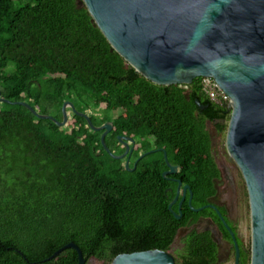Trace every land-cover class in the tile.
I'll return each mask as SVG.
<instances>
[{"label":"trees","instance_id":"obj_1","mask_svg":"<svg viewBox=\"0 0 264 264\" xmlns=\"http://www.w3.org/2000/svg\"><path fill=\"white\" fill-rule=\"evenodd\" d=\"M0 90L2 98L59 121L71 102L96 127L112 122L106 144L115 155L125 150L119 136L135 141L133 159L154 151L130 171L105 151L103 131H93L71 109L59 127L22 105L1 102L0 264H78L74 249L49 259L71 242L86 264L150 250L172 253L179 233L202 218L232 243L213 209L192 210L189 193L177 219L169 205L178 183L163 176L168 166L161 149L180 166L168 177L190 186L192 206L214 203L221 171L208 124L223 136L231 111L211 100L203 78L172 86L147 80L112 51L81 0H0ZM197 100L208 108L201 111ZM97 110L102 117L93 115ZM218 207L238 237L241 264H251V251ZM182 242L172 253L176 264H219L210 230L192 228Z\"/></svg>","mask_w":264,"mask_h":264},{"label":"water","instance_id":"obj_2","mask_svg":"<svg viewBox=\"0 0 264 264\" xmlns=\"http://www.w3.org/2000/svg\"><path fill=\"white\" fill-rule=\"evenodd\" d=\"M95 24L101 30L112 51L117 52L135 71L160 86L190 85L196 78H212L230 99L231 118L226 134L230 160L239 168L249 198L252 227L251 264H264V0H81ZM12 103L28 108L37 118L51 120L59 127L68 121V109L84 117L93 131L101 132L105 151L115 159L123 160L134 140L119 136L126 145L122 155H115L106 144L113 123L94 126L91 117L78 112L71 102L62 107L63 121L51 115L40 114L26 102H11L1 97L0 103ZM199 109L208 108L199 100ZM164 157L169 175L180 172V166ZM141 155L133 169L129 160L126 168L135 170L137 163L147 156ZM178 183L175 199L169 208L177 219L182 217V205L190 194L189 205L194 212L213 209L229 232L235 264H241L238 237L228 224L217 204L200 208L192 206L190 186ZM179 201V213L173 206ZM74 249L79 263L86 264L80 247L71 242L49 259L64 250ZM48 260V259H47ZM111 264H176L172 253L150 250L121 254Z\"/></svg>","mask_w":264,"mask_h":264},{"label":"rangeland","instance_id":"obj_3","mask_svg":"<svg viewBox=\"0 0 264 264\" xmlns=\"http://www.w3.org/2000/svg\"><path fill=\"white\" fill-rule=\"evenodd\" d=\"M220 99L223 98V94L220 92ZM228 101V100H227ZM93 115L102 117L103 114L100 111H93ZM209 132L212 139L213 156L215 161L222 172V179L217 182L218 194L213 202L218 206L226 209L230 222L235 226L238 232L239 238L242 240L245 249L251 251L252 247V227H251V211L249 205V198L246 189V184L242 177V174L237 165L230 160V156L227 150L226 134L222 136L218 133L214 124H208ZM226 171H229L232 177L236 181L237 192L233 195L231 187H229V180L226 177ZM192 228L199 230H210L213 234L214 240L218 244L219 250V264H235V252L233 245L228 241L221 232L219 226L210 218H202L200 221L190 228L183 229L173 245V251L182 248L183 238ZM88 264H96L93 260Z\"/></svg>","mask_w":264,"mask_h":264},{"label":"flooded vegetation","instance_id":"obj_4","mask_svg":"<svg viewBox=\"0 0 264 264\" xmlns=\"http://www.w3.org/2000/svg\"><path fill=\"white\" fill-rule=\"evenodd\" d=\"M124 141L129 145V151H128V154H127V156L125 157V159H123V160H124V163H125V165H126L127 162H128V160H129V165L132 164L133 166H135V164H136V162H137V160H138V158L133 159V154H134V152H135V141H134V142H131V141H128V140H124ZM120 143H121V142H120ZM121 145H123V146L125 147L124 152L121 153V155H122V154H124L125 151H126V145H125L124 143H121ZM168 169H169V168H168ZM226 174H227L226 177H227V179L229 180V187H231V189H232V193H233V195H234V194H236V192H237L236 181H235L234 177L231 176V174L229 173V171H226ZM169 176H173V175H169ZM222 177H223V175H222V172H221V177H220V179H219L217 182H219V181L222 179ZM171 180H173L174 182H176L175 180H178V179L172 177ZM217 182H216V184H217ZM184 186H186V185H183L182 188H181L180 198L182 197V194H183V187H184ZM177 187H178V186H177ZM216 187H217V185H216ZM176 194H177V193H176ZM217 194H218V193H217ZM219 258H220V257H219Z\"/></svg>","mask_w":264,"mask_h":264},{"label":"built area","instance_id":"obj_5","mask_svg":"<svg viewBox=\"0 0 264 264\" xmlns=\"http://www.w3.org/2000/svg\"><path fill=\"white\" fill-rule=\"evenodd\" d=\"M203 85L206 93L210 96L211 100L219 102L220 92L223 94L224 99H220V101H224L229 106L230 99L226 95V93L222 90L220 85L212 78H203ZM228 100V101H227Z\"/></svg>","mask_w":264,"mask_h":264},{"label":"bare ground","instance_id":"obj_6","mask_svg":"<svg viewBox=\"0 0 264 264\" xmlns=\"http://www.w3.org/2000/svg\"><path fill=\"white\" fill-rule=\"evenodd\" d=\"M223 90V89H222ZM224 91V90H223Z\"/></svg>","mask_w":264,"mask_h":264}]
</instances>
